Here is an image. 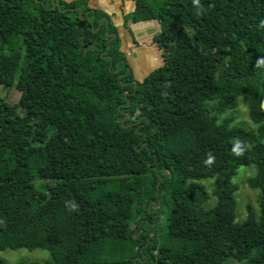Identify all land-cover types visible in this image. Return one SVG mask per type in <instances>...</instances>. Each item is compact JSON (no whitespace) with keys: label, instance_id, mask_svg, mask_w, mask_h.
<instances>
[{"label":"trees","instance_id":"trees-1","mask_svg":"<svg viewBox=\"0 0 264 264\" xmlns=\"http://www.w3.org/2000/svg\"><path fill=\"white\" fill-rule=\"evenodd\" d=\"M126 2L124 27H160L164 63L142 80L88 0H0V86L21 92L0 98V250L51 255L18 264H264V0ZM240 100L256 132L220 121ZM249 165L260 215L248 205L240 223L233 179Z\"/></svg>","mask_w":264,"mask_h":264},{"label":"rangeland","instance_id":"rangeland-1","mask_svg":"<svg viewBox=\"0 0 264 264\" xmlns=\"http://www.w3.org/2000/svg\"><path fill=\"white\" fill-rule=\"evenodd\" d=\"M141 25L142 23H138L135 27L139 26V28H142ZM135 27L132 28L131 30L133 34L136 36V42L139 41V39H142V42H139V44L137 45H135L133 42L132 44H130V42L123 40L124 39L123 34H121L120 31H118L119 37L121 39L120 50L124 52L126 60L130 65V68L134 74V78L136 80H142L152 70H154L155 68L159 67L164 63V57L162 55L163 52L158 47L157 43H154L152 41V38H150V35L154 33L153 29L147 28L149 30H144L142 34H138L139 32L135 30ZM156 30L160 31V28L157 26ZM133 34L131 33V35ZM142 49L145 52H147L148 56L145 57V60H143V62H140L139 51ZM153 50L154 52H152ZM155 50L159 54V58L155 54ZM150 52L156 55L158 64L154 62L152 59H150V55H149ZM222 71L223 70L220 69L219 72L220 77L221 76L223 77ZM20 96H21V92L17 90L15 87L5 88L3 86H0V98L6 99L9 103L13 104L18 102ZM211 105L212 102L208 103L209 107ZM228 117L234 119L233 125L243 127L249 131H254V132L257 131L258 125L251 120L249 108L242 100H240L239 105L236 109L228 111L227 113L223 114L222 119L220 121H223ZM256 171L257 169L254 165L241 166L238 170L237 176H235L233 179V181L238 185L239 188L238 191L236 192L237 222L242 223L247 219L248 205L252 206L257 216L260 215V208L258 203L260 191L256 189H251L247 184L248 179L254 176L256 174ZM223 182H224V177L222 175H217L213 178L202 180L200 183L205 185L208 192L211 193L214 188L222 186ZM209 203L211 204V206L207 205L208 207L215 206L217 200L212 197L209 200ZM169 213H170L169 206L168 207L163 206L161 208L159 229H157L159 237H161V235L165 234L167 231V222H168ZM153 225H155V223H153ZM145 229H148V226H144V228L141 231H145ZM50 258H51L50 252L45 249L28 250L22 248L17 250H10V249L4 251L0 250V259H2L5 264H18L21 262L45 263L46 261L50 260ZM233 264H238V262H234Z\"/></svg>","mask_w":264,"mask_h":264},{"label":"crops","instance_id":"crops-1","mask_svg":"<svg viewBox=\"0 0 264 264\" xmlns=\"http://www.w3.org/2000/svg\"><path fill=\"white\" fill-rule=\"evenodd\" d=\"M68 1H72V0H68ZM88 1H89V5L92 8H99V9H102V10H105L106 12H108V14H110L112 16L113 22L118 27V30L120 31V33L123 34V38H124L123 40L130 42V44H132V42L134 43L133 38H136V36L131 35L130 29L134 28L137 24L135 25L131 22H128L127 23L128 28H127V27H124V22H123V18L131 13L130 12V6L128 5L129 3H127V2L123 3L124 0H88ZM126 8H128V9H126ZM141 26H142V28H139V26L135 27V30H137V32H139L138 34H142L144 30H149L147 28L153 29L154 33H152L150 35V38H152L154 35H156L158 32H160V31L156 30V27L157 26L159 27V25L154 24V23H152V24H145L144 23ZM155 31H157V32H155ZM139 42H142V39H139V41H137V43H134V44L137 45V44H139ZM139 52H140L139 60H140V62H143V60H145V57L148 56V54L143 49L140 50ZM152 52H154V50ZM152 52H150V54H149L150 59H152L154 62H156L158 64L156 55L159 58V54L157 53L156 50H155L156 55ZM261 69L264 70V67H261Z\"/></svg>","mask_w":264,"mask_h":264},{"label":"clouds","instance_id":"clouds-1","mask_svg":"<svg viewBox=\"0 0 264 264\" xmlns=\"http://www.w3.org/2000/svg\"><path fill=\"white\" fill-rule=\"evenodd\" d=\"M198 2V0H197ZM257 67H264V59L258 61L257 63ZM244 146L242 144V142L237 141L234 148H233V152L236 155H242L244 152ZM215 158L209 154L208 158L204 161V163L208 166H211L214 163ZM71 210H78L77 207L73 204Z\"/></svg>","mask_w":264,"mask_h":264},{"label":"water","instance_id":"water-1","mask_svg":"<svg viewBox=\"0 0 264 264\" xmlns=\"http://www.w3.org/2000/svg\"><path fill=\"white\" fill-rule=\"evenodd\" d=\"M85 18L88 19L87 16H85ZM105 19H106V22L108 23V19H107V18H105ZM114 37H116V35H115ZM111 40H112V39H110L109 42H111ZM129 71H130V70H129ZM119 77H121V76H119ZM263 108H264V103H263ZM125 120H126V118H124L123 122H124ZM161 180H162V177H161ZM159 185H160V182L158 183V186H159ZM158 195H159V192H158Z\"/></svg>","mask_w":264,"mask_h":264},{"label":"flooded vegetation","instance_id":"flooded-vegetation-1","mask_svg":"<svg viewBox=\"0 0 264 264\" xmlns=\"http://www.w3.org/2000/svg\"><path fill=\"white\" fill-rule=\"evenodd\" d=\"M119 31V30H118ZM135 37V36H134ZM133 40H136V38H133Z\"/></svg>","mask_w":264,"mask_h":264}]
</instances>
